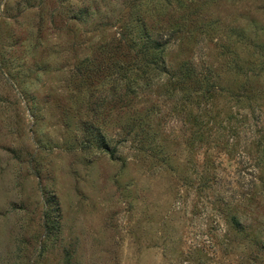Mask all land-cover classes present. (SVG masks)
<instances>
[{
  "label": "rangeland",
  "instance_id": "rangeland-1",
  "mask_svg": "<svg viewBox=\"0 0 264 264\" xmlns=\"http://www.w3.org/2000/svg\"><path fill=\"white\" fill-rule=\"evenodd\" d=\"M257 241L264 0H0V264H254Z\"/></svg>",
  "mask_w": 264,
  "mask_h": 264
},
{
  "label": "trees",
  "instance_id": "trees-1",
  "mask_svg": "<svg viewBox=\"0 0 264 264\" xmlns=\"http://www.w3.org/2000/svg\"><path fill=\"white\" fill-rule=\"evenodd\" d=\"M238 230H240V229H238ZM256 245L259 248L254 250V252H256V253H255V255L253 254L254 257H253L252 262L254 264H264V250L262 249V248H264V246L261 242H258V241L256 242Z\"/></svg>",
  "mask_w": 264,
  "mask_h": 264
}]
</instances>
